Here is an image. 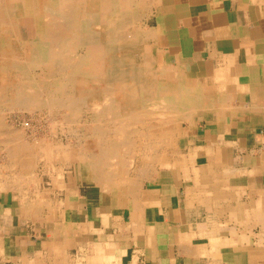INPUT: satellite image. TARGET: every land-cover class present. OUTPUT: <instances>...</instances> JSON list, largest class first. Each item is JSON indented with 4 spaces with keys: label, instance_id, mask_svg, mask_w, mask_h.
Returning <instances> with one entry per match:
<instances>
[{
    "label": "crops",
    "instance_id": "1",
    "mask_svg": "<svg viewBox=\"0 0 264 264\" xmlns=\"http://www.w3.org/2000/svg\"><path fill=\"white\" fill-rule=\"evenodd\" d=\"M150 26L190 103L173 148L119 190L0 144V264H264V0H157Z\"/></svg>",
    "mask_w": 264,
    "mask_h": 264
},
{
    "label": "bare ground",
    "instance_id": "2",
    "mask_svg": "<svg viewBox=\"0 0 264 264\" xmlns=\"http://www.w3.org/2000/svg\"><path fill=\"white\" fill-rule=\"evenodd\" d=\"M41 1L44 12L43 31L39 32L36 24V16L39 13L40 0H0V73H2V77H0V113H2L1 105L5 104L6 101L12 100V102L15 103L13 106H15V108L19 106L21 110L24 109L32 112L37 107H42V109L47 108V112L49 111L47 116L49 113L52 117L53 115L57 116L55 117L57 121L53 120L52 122L56 121L57 124H55L60 127L58 130L61 129L62 131H60L63 132V127H67L68 133H72L73 129L76 126L78 127L77 123L81 124L82 122L78 120L79 117L78 119L72 117L80 116L84 111H89L90 114L96 116L98 120H96V127L81 126V124L74 131V134L80 136V141H86H83L84 143L79 141L77 143L78 147H74L70 143H67V140H65L67 141L65 144L60 143V141L55 143H46L42 141L36 144L31 143L32 145L28 143L20 145L19 139L22 136L17 138L19 141L11 138L9 142V138H5L8 140L7 143L14 142L13 151L17 154L15 166L26 168L27 174L34 164L35 156L38 157L41 154L46 157L48 162L58 164L57 167L59 169H62L65 165H71V163L77 162L81 166L87 165L88 167V165H90L89 167L92 166L91 168L93 169L95 167L96 171H98L99 168L103 167V161L108 160L109 163L115 161L110 165L113 166L114 173L110 175H103V173L102 175H98L99 173L95 170L94 173L96 172L98 176L97 179L105 181L103 183L108 182L107 184H109L110 182L114 183L116 186L120 183H125L129 175V173L126 174V167H128L129 170L137 171L144 167H150V164H152L151 162H147L145 166L139 165L138 167L134 164V153L136 151V146L139 145H136V140H139L141 142L140 146L148 151L145 157L146 161L159 160L160 153L163 152V149L167 150L170 147L169 144L171 145L172 143L171 135H169L171 143L167 141H165V143L163 140L165 137L162 138V136L168 134L171 125H160L158 122H155L154 125L150 124L149 127H144L147 124H144V122L140 123L141 118L145 116L143 114H147L146 111L143 113V109L145 108L143 103L157 100L158 102L161 100L177 101L178 93L182 89H179L177 85L173 86L175 85L174 83L173 85H169L167 82L162 81L164 80L163 78L157 77V75L159 76L161 74L160 71L162 69L160 65H162V62L159 64L157 59L147 51L146 47L141 45L142 42H139L141 38H143L142 30L139 28L140 17L143 16L140 13L144 10L143 0ZM145 13H147L146 10ZM31 15L34 17L36 35L33 39H23L19 34L18 19ZM175 73L176 72H174V76ZM100 83L111 86L109 90H106L108 93L103 92V89H99ZM16 87L18 88L17 91L13 92L12 90ZM104 93L105 96H102ZM187 94L189 95V93ZM181 99L182 98H180V100ZM167 105L169 104H166V106ZM159 107L158 109H161ZM148 108L149 107H147V109ZM150 108L152 110L153 105L152 107L150 106ZM196 110L198 109L196 108ZM162 112L165 111L162 110ZM186 112H188L187 109ZM165 113L162 115H165ZM169 114L174 118L176 117L172 115L174 112ZM123 115L129 118L127 122L131 120L134 121L131 126L129 125L124 128L125 125L122 124L121 121L125 118ZM181 116L179 115L178 117ZM106 118L108 119V123H118L120 127L103 126L104 123L102 122ZM91 120L92 119H90V121ZM153 121L154 120H152V122ZM92 122L95 121L93 120ZM139 123L142 124L144 128L141 127ZM29 124H24L23 127L27 129ZM74 124L77 125L73 128ZM133 126L134 128L129 129V127ZM14 129L16 130V128H13V132L17 133ZM50 130V132H53L52 130L54 129L50 127ZM105 132L110 135L111 133L119 132V134L123 135L117 137L120 138L119 141L111 143L107 140L108 138L104 136ZM87 133L95 134V136L92 137L94 139L93 146L91 145L93 143H89L90 140L87 141ZM52 134V136H55L54 133ZM42 135L44 134H40V136ZM77 137L76 135V140H78ZM81 138H83V140ZM58 139L60 138L58 137ZM88 139L91 138L88 137ZM2 142L6 144V141ZM1 147L3 149V146ZM170 148H173L172 145ZM0 152L2 151L0 150ZM31 152L35 153L32 154ZM90 154L92 156L90 158L91 160L88 159ZM11 158L13 160L14 157ZM5 159H3V161ZM11 169L12 168H10V172H12ZM46 173L47 171L45 174ZM56 173V179H60L61 177L59 175L63 173H61L60 170H57ZM96 174L94 177H97ZM16 177L15 179H17ZM66 177L68 179L67 175ZM20 178L22 182L26 180L23 177ZM95 181L97 182L98 180ZM11 184L12 188L13 182ZM15 184L18 183L15 182ZM24 185L22 187H24ZM16 187L17 186L14 185V188ZM19 187L21 186L19 185ZM117 188L119 189V186ZM27 190H29V188ZM29 191L31 192V190ZM19 194L17 193V195ZM121 195H123V193ZM19 197L20 196H18V198ZM44 200L46 199L44 198ZM49 200L51 201L52 199ZM57 202L54 203L56 204ZM40 203L43 204L42 202ZM45 204H47V202H45L44 205ZM48 205H51L49 201ZM51 207L52 206H50V208ZM40 208L42 209V207ZM59 214L62 213L60 212Z\"/></svg>",
    "mask_w": 264,
    "mask_h": 264
},
{
    "label": "rangeland",
    "instance_id": "3",
    "mask_svg": "<svg viewBox=\"0 0 264 264\" xmlns=\"http://www.w3.org/2000/svg\"><path fill=\"white\" fill-rule=\"evenodd\" d=\"M157 0H143V7H144V10L140 13L141 15H143V16H141L140 17V23H139V28L142 30V37L143 38H141V40L139 41L140 43H141V45L142 46H145L146 47V49H147V51L149 52V53H151L156 59H157V61L159 62V64L161 63L162 65H160V67H161V71H160V75L158 76L157 75V77H161V78H163L164 80H162V81H164V82H167L169 85L170 84H172L173 85V83L175 84V85H173V86H178L179 87V89L180 88H182L183 87V85H185V82H183V80H182V77L180 76V75H177L176 73H175V76H174V69L172 68V66L170 65V63L168 62V60H167V58L164 56V54L157 48V46H156V44H155V34H154V31L151 29V26H150V16H151V12H152V10H153V6H154V4H155V2H156ZM144 2H145V4H144ZM39 16L37 17V19H36V24H37V29H38V31L39 32H42L43 31V7H42V1L40 0V4H39ZM145 10L147 11V13H145ZM29 20H30V22L32 23L31 24V28L29 29V28H27V29H25V27H23V19L22 18H19L18 19V23H19V34H20V37H22L23 39H33L34 37H35V24H34V17L31 15L30 16V18H29ZM21 24V25H20ZM143 26V27H142ZM22 32V33H21ZM144 33H145V35H144ZM144 39V40H143ZM145 42H146V44H145ZM163 67V68H162ZM2 75V73H0V77H2L1 76ZM177 76V77H176ZM177 80H180V81H177ZM176 81H177V83H176ZM171 82V83H170ZM181 85H180V84ZM109 87H111L110 85L109 86H107L106 84H104V83H100L99 84V89H103L104 91L103 92H105V93H108V92H106V90H109ZM17 87L16 88H14L12 91L14 92V91H17ZM11 90V89H10ZM105 93L102 95V96H105ZM179 93H180V95H179ZM178 93V98H177V101H175V100H173V102L172 101H164V100H161V101H159L158 102V100L157 101H146V102H144L143 104L145 105V108L143 109V113H145V111H146V113L147 114H143V115H145V116H143L142 118H141V121H140V123L141 122H144V124H147V125H145L144 127H146V126H150V124L151 125H154L155 124V122H158L160 125H168L169 124V126L171 125V127H170V131L168 132V134L166 135V136H162V138H164L163 140H164V142L165 141H167V142H169V143H171L170 142V140H169V135H171V133H172V131L173 132H175V130H176V120L178 119V118H180V117H178L179 115H180V113H182V111H183V107L185 108V107H187L188 108V106H189V102L188 101H185V100H183V95H184V92H182L181 90H180V92ZM9 95H12V94H9ZM186 95V94H185ZM12 98V97H11ZM180 98H182L181 100H180ZM13 101V100H12ZM12 101H6L5 102V104H2L1 105V112L2 113H0V117H2V118H0V142H2V141H6V144H9V145H6L5 143H4V145L8 148V151H13L12 149H13V146H14V142L12 143H9L10 142V140H11V138L12 139H14V140H17V141H19V144L21 145V144H25V143H28L29 145L32 143V144H36L37 142H42V141H44V142H46V143H49V142H53V143H55V142H59L60 141V143H62V144H65V142H67V143H70L71 145H73L74 147H78V145H77V143L80 141V136L78 135V134H74L75 132V130L81 125V126H84V125H86V126H88V127H96L97 126V123H96V120H98V118L96 117V116H94L93 114H90V112L88 111H84V112H82L81 114H80V116L78 115V116H74V117H72V118H74V119H78V117H79V119L78 120H81L82 122H84V123H82L81 122V124H79V123H77L78 124V127L76 126L77 124H74L73 125V132L72 133H68L67 132V127H63V132H61L62 130L61 129H59L58 130V128H60L58 125H56L57 123H56V121H57V118H55V117H57V116H54L53 115V117L51 116V114L49 113L48 114V116H47V113L49 112H47V108H43L42 109V107H37L35 110H33L32 112H30V111H27V110H21L20 108H19V106H16V108H15V106H13V105H15V103L14 102H12ZM98 101V100H97ZM163 104H162V103ZM179 102V103H178ZM182 102V103H181ZM94 103V102H93ZM97 103H99V102H97ZM100 103H102V102H100ZM104 103V102H103ZM151 104V105H150ZM166 104H169V105H167L166 106ZM178 104H180V105H178ZM152 105H153V108H152V110H151V108H150V106L152 107ZM160 106V107H159ZM7 107V108H6ZM9 107H12V108H9ZM147 107H149L150 108V110L148 111V109H147ZM158 107L159 108H161V109H158ZM3 108H5V109H3ZM18 108V109H17ZM155 108V109H154ZM180 108H181V110H180ZM9 109V110H8ZM10 109H11V112H10ZM165 109H167V110H165ZM6 110V111H5ZM19 110V111H18ZM41 110V111H40ZM162 110L163 111H165V112H162ZM4 111V112H3ZM8 111V112H7ZM151 111H152V113H151ZM21 112V113H20ZM23 112V113H22ZM41 112V113H40ZM158 112H159V114H158ZM162 112V113H161ZM174 112V114H172V115H175L176 117V119L173 117V116H171V114H169V113H173ZM35 113V114H34ZM39 113V114H38ZM46 113V114H45ZM149 113H151V114H149ZM161 113V114H160ZM165 113V115H162V114H164ZM178 113V114H177ZM2 114V115H1ZM32 116H31V115ZM89 114V115H88ZM153 114V115H152ZM168 114H169V116H168ZM44 115V116H43ZM84 115H86V116H84ZM167 115V116H166ZM178 115V116H177ZM148 116H150V117H148ZM159 116V117H158ZM41 117V118H40ZM49 117V118H48ZM89 117V118H88ZM123 117H125L124 115H123ZM171 117V118H170ZM173 117V118H172ZM54 118V119H53ZM81 118V119H80ZM82 118H83V120H82ZM122 118V117H121ZM121 118H119V119H121ZM5 119V120H4ZM48 119V120H47ZM51 121H50V120ZM90 119H92L91 121H90ZM125 121H124V120ZM121 121H122V124H124L125 126H124V128H126V126H131L132 125V122H134L133 120H131V121H129V122H127L128 121V119L129 118H123ZM37 120V121H36ZM53 120H56L55 122H52ZM59 120V119H58ZM95 121V122H92V121ZM106 120V121H105ZM152 120H154L153 122H152ZM7 121V122H6ZM88 121V122H87ZM151 121V122H150ZM28 122V123H27ZM36 122V123H35ZM49 122V123H48ZM90 122V123H89ZM8 123V124H7ZM30 123V124H29ZM51 123V124H50ZM53 123V124H52ZM56 123V124H55ZM89 123V124H88ZM93 123V124H92ZM102 123H104L103 124V126H115V127H120L119 126V124L118 123H116V124H113V123H108V119L106 118V119H104L103 120V122ZM139 123V124H140ZM24 124H29V127L27 128V129H25L24 127H23V125ZM46 124V125H45ZM22 125V126H21ZM48 125H50V126H48ZM54 127H53V126ZM5 128H4V127ZM9 126V127H8ZM12 126V127H11ZM56 126V127H55ZM140 126L141 127H143V125L142 124H140ZM2 127V128H1ZM39 127V128H38ZM50 127H51V129L53 128L54 130H52L53 132H50L51 130H50ZM143 127V128H144ZM13 128H16V130L15 131H17V133H14L13 132ZM32 128V129H31ZM36 128V129H35ZM57 128V129H56ZM131 128H134V126L133 127H129V129H131ZM21 131H20V130ZM24 129V130H23ZM5 130H6V132H5ZM61 130V131H60ZM8 131H9V134H8ZM23 131V132H22ZM49 131V132H48ZM7 135H6V134ZM24 133V134H23ZM52 133H54V135L55 136H52L53 134ZM59 133V134H58ZM67 133V134H66ZM20 134H22V135H20ZM40 134H44V135H42V136H40ZM49 134V135H48ZM58 134V135H57ZM15 135H17V136H15ZM20 135V136H19ZM76 135L78 136L77 137V139L78 140H76ZM82 135H83V133H82ZM121 135H123V134H119V132H116V133H111V135L110 134H107L106 132H105V134H104V136H106L108 139V141H110L111 143L112 142H114V143H116L117 141H119L120 140V138H117V137H119V136H121ZM22 136V137H21ZM39 136V137H38ZM44 136V137H43ZM62 136V137H61ZM64 136V137H63ZM72 136V137H71ZM95 136V134L93 133V134H88L87 133V141H89V143L91 144V143H93V138L92 137H94ZM19 137H21L19 140L17 139V138H19ZM48 137H50V138H48ZM58 137L60 138V139H58ZM68 137V138H67ZM88 137H90L91 139H88ZM5 138H9L8 140H9V142L7 143V139H5ZM24 138V139H23ZM45 138H46V140H45ZM48 138V139H47ZM54 138V139H53ZM63 138V139H62ZM66 138V139H65ZM75 140H74V139ZM21 139H23V140H21ZM38 139V140H37ZM73 139V140H72ZM82 140H83V138H81ZM56 140V141H55ZM58 140V141H57ZM65 140H67V141H65ZM73 142H72V141ZM22 141H24V142H22ZM27 141V142H26ZM71 141V142H70ZM77 141V142H76ZM84 141V140H83ZM80 141V142H82V143H84V142H86V141ZM21 142V143H20ZM89 143H87V144H89ZM136 145L137 144H139V145H137L136 146V151H135V153H134V164L138 167L139 165L140 166H142V165H145V163H147V162H151L152 164H150V165H152V167H154V165H155V163H158L159 162V160H147L146 161V156H147V153H148V151L145 149L144 150V148H142L141 146H140V141L139 140H136ZM166 143V142H165ZM0 144H3V142L2 143H0ZM31 144V145H32ZM92 146L94 145V143L93 144H91ZM169 146L171 147V145L169 144ZM168 148V152H170L171 151V149L172 148ZM10 148H11V150H10ZM170 150V151H169ZM145 151V152H144ZM32 153V152H31ZM35 153V152H34ZM34 153H32V154H34ZM39 157H40V159H39ZM92 156H91V154L89 155V157H88V159H90ZM37 160V161H36ZM91 160V159H90ZM89 160V161H90ZM93 160H95V159H93ZM15 161V162H14ZM16 161H17V157L16 158H14L13 159V163L15 164L16 163ZM157 161V162H156ZM112 162H115V161H112ZM112 162H110L109 163V161L108 160H105V161H103V167L102 168H99V170L98 171H96V169H95V167H94V169L93 168H91V167H89L90 165H88V167H87V165H85V166H81L79 163H77V162H75V163H71V165H65L62 169H59L58 167H57V165L58 164H54L53 162H48V160L46 159V157L43 155L42 156V154L41 155H39L38 157H36L35 156V159H34V164H33V166H32V168L30 169V171L32 170V171H34V173L36 174V173H44L45 174V172L47 171V173L46 174H52V173H54L56 176H57V173H56V171L57 170H60L61 171V173H63L62 175H59L60 177H66V175L68 176V178H72V179H74V180H80L81 178H84V179H86V174H88V176H89V178H93V179H95L96 177H94L95 176V174H96V172H98L99 174L98 175H102V173H103V175H110L111 173H114V168H113V166H110L111 165V163ZM155 162V163H154ZM48 163V164H47ZM51 164V165H50ZM90 164H92V163H90ZM44 165H46V166H44ZM52 167V169H51V167ZM70 167H71V169H70ZM21 168V167H20ZM78 168V169H77ZM131 168V167H130ZM27 170L26 168H23V170ZM92 169V170H91ZM56 170V171H55ZM94 170L96 171L95 173H94ZM93 171V172H92ZM116 171V170H115ZM94 173V174H93ZM129 173V175L127 176V177H133L132 175H135V174H140V175H144L145 174V172H143V171H132V170H129V168L128 167H126V174H128ZM45 174V175H46ZM72 174V175H71ZM78 174V175H77ZM146 174H149V172H147ZM69 175H70V177H69ZM47 176V175H46ZM96 176H97V174H96ZM78 177V178H77Z\"/></svg>",
    "mask_w": 264,
    "mask_h": 264
}]
</instances>
